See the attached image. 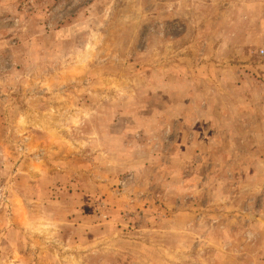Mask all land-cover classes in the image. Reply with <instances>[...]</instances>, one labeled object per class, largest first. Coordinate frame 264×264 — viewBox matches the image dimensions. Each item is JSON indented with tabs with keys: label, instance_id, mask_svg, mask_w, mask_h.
Returning <instances> with one entry per match:
<instances>
[{
	"label": "rangeland",
	"instance_id": "1",
	"mask_svg": "<svg viewBox=\"0 0 264 264\" xmlns=\"http://www.w3.org/2000/svg\"><path fill=\"white\" fill-rule=\"evenodd\" d=\"M263 27L264 0H0V264H264Z\"/></svg>",
	"mask_w": 264,
	"mask_h": 264
},
{
	"label": "built area",
	"instance_id": "2",
	"mask_svg": "<svg viewBox=\"0 0 264 264\" xmlns=\"http://www.w3.org/2000/svg\"><path fill=\"white\" fill-rule=\"evenodd\" d=\"M259 54H264V33L261 36V48L259 49Z\"/></svg>",
	"mask_w": 264,
	"mask_h": 264
},
{
	"label": "crops",
	"instance_id": "3",
	"mask_svg": "<svg viewBox=\"0 0 264 264\" xmlns=\"http://www.w3.org/2000/svg\"><path fill=\"white\" fill-rule=\"evenodd\" d=\"M253 7H256V6L254 5ZM262 33H264V27H263V32ZM259 46L261 47V38L259 39Z\"/></svg>",
	"mask_w": 264,
	"mask_h": 264
}]
</instances>
